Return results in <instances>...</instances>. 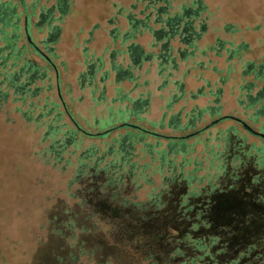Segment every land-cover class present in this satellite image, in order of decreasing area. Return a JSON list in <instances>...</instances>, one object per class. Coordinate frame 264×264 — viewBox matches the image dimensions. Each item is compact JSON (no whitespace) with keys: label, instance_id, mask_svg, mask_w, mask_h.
<instances>
[{"label":"rangeland","instance_id":"374dc122","mask_svg":"<svg viewBox=\"0 0 264 264\" xmlns=\"http://www.w3.org/2000/svg\"><path fill=\"white\" fill-rule=\"evenodd\" d=\"M35 1L0 0L14 9L12 19L7 24L2 21L6 26L0 33V54L5 56L3 49L14 39L2 71L4 77L15 78L10 86H0V264H52L59 255L64 260L66 257L68 264H146L150 254L161 263L176 248L185 257L201 256L193 240L208 248V255L198 263L264 264V139L247 132L235 119L212 125L218 118L207 115L185 130L168 128L165 120L160 126L158 97L150 101L146 114L153 124L123 112L132 109L130 103L114 102L109 114L88 98L79 84L78 71L62 66L58 51L42 49L48 61L34 54L24 34L23 12L26 8L30 17L33 13L29 37L32 44L40 43L41 50L46 39L37 32L33 20L37 21V10L42 6L58 7L64 1L66 14L62 18L71 22L67 43L77 26L80 34L98 31L109 19L121 25V32L127 28V19H148L147 25L155 27L167 18H180L184 8L203 23L209 43L216 34L227 38L222 32L226 25L234 31L231 39L249 44V55L255 58L256 40L264 38V0ZM53 13L59 15L58 10ZM156 18L162 22H154ZM218 29L221 32H215ZM62 52L65 56V48ZM233 64L230 83L223 91L221 114L242 120L264 134V98L248 108L246 91L238 90L239 65ZM213 75L206 71L201 77L213 81ZM23 84L25 93L18 95V86ZM112 94L108 90L109 98ZM170 104L167 100L162 107ZM182 104L173 109L179 110ZM204 104L205 100L200 101V107ZM190 109L191 105L185 106L182 116ZM123 121L145 132L120 126ZM201 130L184 141L183 154L168 155L167 162L174 170L183 165L184 176L196 164L200 178L223 157L226 173L219 187L210 195L203 192L190 197L192 209L188 210V205L181 203L188 191L186 181L176 180L163 191L161 198L166 205L153 209L149 194L159 191L164 175L169 176L167 167L159 170V157L169 154L166 138ZM127 136L132 139L123 140ZM125 158L136 166L146 165L153 184L138 179L140 188L135 191L126 178L125 189L118 190L115 183L113 188H105L107 194L103 195L100 188L108 182L103 168L122 165ZM113 190H118L117 199H112ZM124 199H129V206H124ZM135 202H143L144 210L134 207Z\"/></svg>","mask_w":264,"mask_h":264},{"label":"crops","instance_id":"0c3cea01","mask_svg":"<svg viewBox=\"0 0 264 264\" xmlns=\"http://www.w3.org/2000/svg\"><path fill=\"white\" fill-rule=\"evenodd\" d=\"M38 2L39 0L35 1ZM23 4L24 2L22 6ZM7 7L6 3L0 2V33L14 15V9ZM44 8L42 6L37 10V16L35 15L37 21L33 20L37 32L44 34L46 39L42 40L45 44L41 51L44 48L49 53L58 51L62 66L78 71L79 84L87 91L88 98L95 102V106H102L108 113L114 102L130 103L132 109H124L123 112L128 116H139L148 123L151 121L146 118L150 101L158 97L161 114L157 123L160 126L165 120L168 128L185 130L193 127V124L205 115L222 118L226 116L221 114L224 105L223 91L226 84L230 83L228 80L232 73L230 69L234 67L233 62L239 65L238 90L246 91L245 95L250 102L248 108L254 104L259 105L264 98V95L259 96L260 90L264 89L263 37L257 38L253 48V51L257 50V54L252 58L249 55V44L237 43L231 39L234 32L232 27L223 25L222 32L225 35L227 33V38L216 34L211 44L208 30L206 31L203 23L197 21L195 15L192 17L190 13L184 15L183 12L180 23L176 25L177 34L172 37L168 34L169 27L165 25L167 19L163 20L164 26L158 23L155 27L151 23L147 25L148 19L138 21L127 19V28L123 32L120 31L121 25L118 22L109 19L101 24L98 31L80 34L78 26L73 28L70 32V41L67 43L65 38L68 37L71 22L62 18L66 14L64 1L61 6L56 7V4H51ZM25 10L26 8L23 9L24 34L28 41V24L30 19L32 21L33 13L30 17ZM57 10L59 15L56 17L53 12ZM40 16H43V19H40ZM3 20L6 22L4 25H2ZM154 22L157 23L156 19ZM185 26L189 27L188 34L183 33ZM215 32L219 33L221 30ZM12 37H15L14 34ZM11 41L14 39H10L3 49L5 50L3 53H6L3 56L5 60L10 58L13 51ZM37 45L40 49V43ZM64 48L65 56L62 52ZM16 53L18 58L21 50ZM34 54L39 56L36 52ZM206 71L214 74L216 78L210 81L209 78L201 77ZM110 89L113 94L109 98L107 92ZM252 89L256 91L248 94ZM240 97L238 96L237 99L240 100ZM167 100L171 101V104L163 108ZM204 100V106L200 107V101ZM181 101L183 104L179 110H174V106ZM238 102L240 106L244 105L243 102ZM187 105H191V109L182 116V110ZM151 123L155 122L151 121ZM123 127H131V125ZM233 127L230 126V129Z\"/></svg>","mask_w":264,"mask_h":264},{"label":"trees","instance_id":"16d2710c","mask_svg":"<svg viewBox=\"0 0 264 264\" xmlns=\"http://www.w3.org/2000/svg\"><path fill=\"white\" fill-rule=\"evenodd\" d=\"M2 61V64H0V86L1 85H6V86H10L11 84H13L15 82V78L12 77L11 75L9 77H4V73L2 71L3 68V64L5 59L1 56L0 54V61ZM6 78V79H5ZM18 95H21V91L18 89L17 90ZM5 96V95H4ZM4 96L2 95L3 99ZM221 121V120H220ZM217 124V123H215ZM212 124V125H215ZM204 130H202L200 133H202ZM108 133V132H107ZM105 133V134H107ZM103 134V135H105ZM149 134V133H148ZM155 137H162L159 136L157 134H151ZM228 137V136H227ZM169 141L168 144V153H164L163 156L159 157V162L161 164V166H159V170L161 172L162 171V166L167 167L169 170H167V172H169V176L164 175V178L162 179L161 182V187L160 190L157 191L155 194H149V198L151 201V205L153 209L155 210H159L162 207H164L166 205V202L162 200V195H163V191H167L169 189V186L176 180H182L184 179L186 181V187L188 188L187 194L185 196H182V202L184 205H188L187 209L190 210L192 209V206L189 205V198L190 197H195L198 195H201L203 192H205L206 194L210 195L212 194L218 187H219V181L220 179L225 175L226 173V165L224 163V158L222 157V159H220L221 161L218 162V164L214 165V169H207L206 174H204L203 176H201L200 178H198L196 176L197 171L200 170V167L197 166L196 164L192 165L191 170L188 172V174H186L184 176V172L182 170V166L181 165L179 168H176V170H174V165L169 164V162H167L169 160L168 155H174L176 152H180L181 154H183V143L186 139H181L177 138V137H167L166 138ZM54 150H50V152L53 153ZM55 152V151H54ZM235 160V159H234ZM172 161V160H171ZM103 171H105V175L108 178V182L105 183L103 185V187L100 188V192L103 195L107 194V187L113 188V186L116 184H118V190H122L125 189L126 184L124 182V180L126 178H129L131 180V183L134 185V189L135 191L138 190V188H140V184L138 182V179H141L143 181V183L148 184V185H152V180H151V176L149 175V173L147 172V166L146 165H141V166H136V164H132L129 163V158H125L122 165H117V167H111V166H107L106 168H103ZM81 173V169L78 171V175ZM118 174H120V176H118L117 178L115 176H117ZM166 177V179H165ZM140 181V180H139ZM206 181L205 185H202V182ZM106 188V189H105ZM118 190H113L112 191V199H117L118 197ZM154 190L152 189L151 192H153ZM123 204L125 207L129 206L130 201L129 199H124L123 200ZM143 206V202H135L134 203V207L136 208H140L141 210H144ZM196 240H193L192 245L195 247V249L199 252H202L203 254L201 256H197V255H193L190 257H185V253L180 249V248H176L175 250H173L172 252H170L167 257H165L163 262H159L158 260H155V254H150L145 261H147L146 264H201L198 263V259L202 260L203 257H205L206 255H208V248L205 245H198L196 243ZM80 252L81 254H85V250L83 249V247H80ZM62 255L59 256H55L57 257L56 260L52 263V264H68V262L66 261V257L64 260V257H61ZM69 256H71L72 261H76V256L73 254H70ZM177 259H179L180 261H177ZM57 261V262H56ZM234 263V262H232Z\"/></svg>","mask_w":264,"mask_h":264},{"label":"flooded vegetation","instance_id":"af4514ba","mask_svg":"<svg viewBox=\"0 0 264 264\" xmlns=\"http://www.w3.org/2000/svg\"><path fill=\"white\" fill-rule=\"evenodd\" d=\"M189 14V12L187 11H184V15H188ZM40 19H43V16H40ZM180 18H177V17H173V18H167V20L165 21V25H167L168 27H169V31H168V34L172 37V36H175L176 34H177V29H178V27H176V25L177 24H179L180 23ZM156 21L158 22L159 21V19H157L156 18ZM185 24L187 25V23L185 22ZM26 25H27V20H26ZM188 29H189V27L188 26H185L184 27V30H183V33H187V31H188ZM179 34H180V32H179ZM188 34V33H187ZM30 45H31V47H32V49H33V51L34 52H36L40 57H42V58H44L45 60H47L48 61V58L45 56V54L35 45V44H32V43H30ZM17 80V79H16ZM18 88H19V90H21V92H22V94L23 93H25V88H26V86L23 84V86H18ZM264 95V89H262V90H260V92H259V96L260 97H262ZM230 117H232V116H230ZM235 117H232V118H230V119H234ZM220 119V118H219ZM218 120V119H217ZM237 121V120H236ZM242 122H244V121H238V123H240L242 126H243V124H242ZM245 123V122H244ZM127 126V124L126 123H122V124H120V126ZM128 126H130V125H128ZM132 127V126H131ZM244 127V126H243ZM78 128V127H77ZM79 129V128H78ZM112 129H116V127H114V128H112ZM112 129H110V130H112ZM135 129H137L138 131H142V132H145L144 130H142V129H139V128H135ZM80 130V129H79ZM81 132H83L82 130H80ZM202 131V130H201ZM201 131H196V132H193V133H190V134H188V135H186V136H179V137H177V138H180V140L181 139H187V138H189V137H192V136H196V135H198ZM247 131V130H246ZM248 132V131H247ZM83 133H85V132H83ZM87 134V133H86ZM88 135H90V134H88ZM91 136V135H90ZM93 136V135H92ZM95 136H102V134H99V135H97V134H95ZM129 139H132V137L131 136H127L125 139H123V140H129ZM122 140V141H123ZM115 144H113V146H114ZM121 145V144H120ZM120 145H118V147L120 148L121 146ZM112 147V146H111ZM111 147L109 148V150H111ZM183 148V147H182Z\"/></svg>","mask_w":264,"mask_h":264},{"label":"water","instance_id":"95a60500","mask_svg":"<svg viewBox=\"0 0 264 264\" xmlns=\"http://www.w3.org/2000/svg\"><path fill=\"white\" fill-rule=\"evenodd\" d=\"M28 41L31 42V39L29 38V36H28ZM227 118H232V117H230V116H224V117H222V118H220V119H218V120H215L212 124L218 123L220 120L227 119ZM234 119L237 120V121H239V122L241 121V120H239V119H237V118H234ZM242 124H243L244 128H245L250 134H253V135H255V136H258V137L264 139V134H263V133H261V132H257V131H255V130H253L249 125H247V124L244 123V122H242ZM131 126H132V127L139 128V127H137V126H135V125H131ZM90 135H91V134H90ZM97 135H99V134H97Z\"/></svg>","mask_w":264,"mask_h":264}]
</instances>
